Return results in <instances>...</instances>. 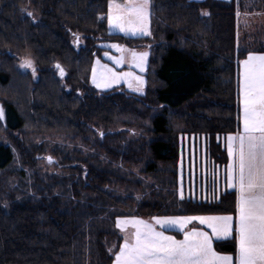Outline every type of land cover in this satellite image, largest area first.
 Here are the masks:
<instances>
[{
	"label": "trees",
	"instance_id": "1",
	"mask_svg": "<svg viewBox=\"0 0 264 264\" xmlns=\"http://www.w3.org/2000/svg\"><path fill=\"white\" fill-rule=\"evenodd\" d=\"M107 3L0 0V55L48 58L38 71L55 76V56L76 59L61 79L72 104L63 141L18 142L23 119L3 106L14 141L0 143V264H111L117 218L235 214L234 190L179 196L178 164L189 137H200L217 169L227 164L222 139L239 127L238 64L259 48L252 33L239 42L237 13L263 12L264 0H151L147 38L111 32ZM109 42L147 49L142 93L91 86L92 60ZM9 80L0 70V84ZM215 247L234 254L231 238Z\"/></svg>",
	"mask_w": 264,
	"mask_h": 264
},
{
	"label": "snow or ice",
	"instance_id": "2",
	"mask_svg": "<svg viewBox=\"0 0 264 264\" xmlns=\"http://www.w3.org/2000/svg\"><path fill=\"white\" fill-rule=\"evenodd\" d=\"M150 7V0H108L109 29L126 35H151ZM26 15L32 17L33 13L27 11ZM73 36L78 43L79 35L73 33ZM109 47L122 55L113 57L105 52V56L122 65L127 50L119 44ZM148 55L147 51H132L133 61L141 72L145 71ZM241 64L242 124L240 131L227 137L228 163L224 177L226 187L235 190V214L152 217L153 223L135 216L117 218L115 226L123 234V243L112 253L113 264H264V53H248ZM19 67L31 69L32 75H36L31 59H24ZM55 68L63 78L64 68L59 63ZM122 79L129 80V87L134 80L137 92L146 83L141 76L119 73L96 60L92 83L97 88H109ZM192 222L206 226L210 232L196 227L188 229ZM157 225L160 229L175 228L183 234V239L165 234ZM228 238L233 242L234 254L219 252L214 247V241L219 243Z\"/></svg>",
	"mask_w": 264,
	"mask_h": 264
},
{
	"label": "rangeland",
	"instance_id": "3",
	"mask_svg": "<svg viewBox=\"0 0 264 264\" xmlns=\"http://www.w3.org/2000/svg\"><path fill=\"white\" fill-rule=\"evenodd\" d=\"M118 2H123V0H118ZM151 5V0H150ZM107 11H108V3H107ZM109 26V25H108ZM148 29L151 33V7H150V19L148 22ZM110 30V29H109ZM237 30H238V40L239 42L244 38L246 39L248 36L254 34L255 45L258 46L255 52L249 53H264V11L263 12H256L253 14H241L237 13ZM113 33L120 34L126 37H149L148 36H141L138 33L133 36L131 33L125 34L120 32L117 29L110 30ZM248 39V38H247ZM111 44H119L118 42H109L106 44L107 50H105L100 57H95L92 60L91 69H90V84L91 86L100 92H106L112 89H124L131 93L140 94L142 93L147 84V74L149 70V55L147 58V63L145 66V71L141 72L138 67H136L135 62L132 58V51L134 50L137 53H142L147 51L146 48H127L126 46L122 45L127 51L123 53L124 56V63L122 65H116L113 60H110L108 56H105V52H108L109 56L113 57H120L122 55L121 52L117 51L114 48H110L109 45ZM148 52V51H147ZM247 57V56H246ZM246 57L244 59H246ZM24 59H31L34 62L36 67V75H32L31 69H21L19 66ZM240 60L237 68V102H238V109H239V126L241 129L242 124V94L240 91V84L242 80V64L241 62L244 60ZM54 60L64 68L73 69L76 67V59L74 58L73 54H65L55 56ZM96 60H99L101 64L107 65L110 68H113L115 71L119 73L131 72L133 76H141L146 81V83L142 86V90L137 92L135 88L137 84L134 80L131 81L132 87H129V80L122 79L119 83L113 84L109 88H97L92 83V69L95 66ZM50 61L48 58L41 57V56H34L29 57L25 56L20 61L15 62L12 59L4 57L0 55V70H3L10 75V80L7 84H0V104L2 107L5 103H11L18 114L23 119V127L19 132H16L12 136L15 139H18V142L24 143L28 142L31 144H39L43 143L52 144L58 141H63L66 139V136L70 133L71 128L68 125V117L70 116V109H71V99L64 97L62 95V81L59 71L56 69V76L50 72H39V67L48 69L50 67ZM3 121L0 119V143L4 144H11L14 140L11 137L10 133L6 131L3 127ZM200 137H195L196 143H202L201 140L197 141ZM193 140V138H183L182 141V148L187 146L188 141ZM201 150L203 156H205V149L204 144H201ZM183 152V151H182ZM18 156V155H17ZM50 157V156H48ZM46 157V159L48 158ZM48 161V171L50 172L52 169V163ZM184 164V162H182ZM220 169V168H219ZM202 170H200L201 172ZM187 173V172H186ZM198 180V184L204 183L200 176ZM210 173L207 175V178H210ZM201 179L203 181H201ZM194 180L190 181L188 175L184 179L179 178V187H178V194L179 196H183V191H186L185 196L191 195L189 192L190 186L193 188ZM203 189H206L205 187ZM194 192V191H192ZM193 194V193H192ZM220 215V214H216ZM149 223H153L152 217L145 218L144 216L140 215L137 216ZM163 217V216H158ZM192 227L196 228H203L206 231L210 232V229H207L206 226L199 225L198 222L190 223L187 228L191 229ZM158 230H164L165 234L167 235H174L177 239H183V234L177 231L175 228H165L160 229L157 225ZM117 229V228H116ZM131 229H128V232L131 233ZM117 239H113L111 242L110 248L113 252L118 251L119 246L123 243V234L117 229ZM230 239V238H228ZM227 239V240H228ZM118 240V241H116ZM225 241V240H224ZM216 242L214 241V247ZM216 248V247H215ZM114 262V260H113ZM113 262L111 264H113Z\"/></svg>",
	"mask_w": 264,
	"mask_h": 264
},
{
	"label": "crops",
	"instance_id": "4",
	"mask_svg": "<svg viewBox=\"0 0 264 264\" xmlns=\"http://www.w3.org/2000/svg\"><path fill=\"white\" fill-rule=\"evenodd\" d=\"M240 130L241 129L239 126L235 133H237ZM227 137L228 135L224 136L222 139V144L226 152H227ZM182 162H184V164H182ZM226 165L223 168L217 169L210 162L207 155L203 156L201 147L198 146V143H196L195 140H190L187 143V154L181 155L179 160V164H178L179 178L182 177L184 182L186 175H188L190 181L194 180L195 183L193 184V188L192 186H190L189 188L191 197H194L199 200H206L209 198L218 197L224 191L234 190V189H228L225 184L224 177H225ZM200 170L202 171L200 172ZM209 173L211 177L207 178V175ZM198 176H200L203 180H205V185L203 182L200 183V185L198 184V180H199ZM202 179L201 181H203ZM204 187L206 189H203ZM182 193L186 195V191H183Z\"/></svg>",
	"mask_w": 264,
	"mask_h": 264
},
{
	"label": "water",
	"instance_id": "5",
	"mask_svg": "<svg viewBox=\"0 0 264 264\" xmlns=\"http://www.w3.org/2000/svg\"><path fill=\"white\" fill-rule=\"evenodd\" d=\"M0 109H2V111H3V107L1 104H0ZM3 119H4V115H3V118L1 120L3 121Z\"/></svg>",
	"mask_w": 264,
	"mask_h": 264
}]
</instances>
